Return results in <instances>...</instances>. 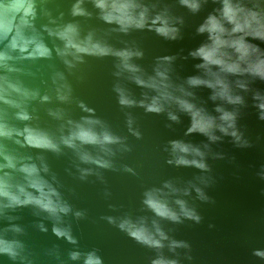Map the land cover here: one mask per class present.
Listing matches in <instances>:
<instances>
[{
    "label": "water",
    "instance_id": "95a60500",
    "mask_svg": "<svg viewBox=\"0 0 264 264\" xmlns=\"http://www.w3.org/2000/svg\"><path fill=\"white\" fill-rule=\"evenodd\" d=\"M78 2L84 15H73ZM138 2L148 9V24L143 29L129 28L122 32L120 25L101 18L94 0H34L35 14L25 34L36 36L49 55H31L32 46L25 52L10 50L7 46L14 32L0 42V51L12 57L7 64L13 69L0 68V76L38 93L35 99L22 102L28 120L18 118L21 109L0 103L9 127L20 132L32 128L58 140L61 125L63 134H68L69 120L74 123L97 120L99 124L90 126L97 134L107 131L120 141L105 146L111 149V155H106L99 145L77 141L81 152L110 162V167H102L83 163L75 150L63 145L59 152H53L29 146L24 135L0 139L6 154L15 157L16 169L22 164H35L40 169L39 175L70 208L67 214H60L59 222L34 205L4 209L0 234L5 239L19 241L23 248L15 260L0 254V264H85L89 254L99 258L101 264H153L157 259L174 260L176 264H264V256L257 255L264 253V118H261L264 110L259 107L264 103V81L248 75L220 73L232 94L242 98L243 102L235 105L212 100L213 89L207 86L190 87L186 83L189 77L208 78L203 69L196 67L202 61L189 53L208 43V34H198L197 28L209 14L219 15L221 0H201L197 12L181 5L180 0ZM241 2L248 8L258 5L264 9V0ZM159 14H166L172 26L179 30L176 39L158 35L154 27L150 29L148 25ZM67 24L77 27L80 39L91 34L94 42L113 52L142 53L133 56L130 63L140 69L137 75L145 80L155 75L158 65L167 67L169 81L192 93L182 98L217 122L220 116L217 107L235 112L240 141L219 130H214L218 137L215 141L199 131L190 132L193 116L174 103L165 105L164 112L147 111L139 102L149 104L156 92L130 79L132 74L121 71L117 67L120 59L112 54L81 53L79 60H73L71 55L61 57L57 50H63L64 42L54 33ZM225 27L231 26L225 24ZM247 40L264 50V41L251 37ZM65 59L73 67L65 64ZM212 71L220 70L213 66ZM238 82L246 87H239ZM61 85L70 90L67 101L57 98V88ZM117 87L137 103L122 106ZM43 96H48V100H42ZM9 98L22 100L16 93ZM57 111L62 113L61 119L50 115ZM169 111L178 119H169ZM173 141L198 149L203 156L192 152L174 154ZM177 155L188 161L203 162L206 167L176 164ZM3 163L0 159V164ZM43 167L48 171L44 172ZM4 172L13 176V182L21 180L22 174L14 169L5 168L0 175ZM28 191L37 195L34 189ZM148 192H154L158 201L178 219L160 216L147 206L144 201ZM178 200L199 219L184 216L176 203ZM124 220L134 224L143 222L161 246H151L130 236L119 227ZM54 227L66 230L67 235L58 236ZM157 227L164 238L157 233ZM14 228L21 231L15 232ZM73 254L76 259L72 258Z\"/></svg>",
    "mask_w": 264,
    "mask_h": 264
},
{
    "label": "clouds",
    "instance_id": "9594fccd",
    "mask_svg": "<svg viewBox=\"0 0 264 264\" xmlns=\"http://www.w3.org/2000/svg\"><path fill=\"white\" fill-rule=\"evenodd\" d=\"M94 3L101 11V18L108 23H117L120 25V31L122 32H127L129 28L143 29L148 24V9L140 4L138 0H94ZM180 3L192 12H197L201 7V0H180ZM221 4L219 15L209 14L205 22L197 28L198 34H208V43L202 44L189 53L193 58H199L202 61L196 67L203 69L205 76L208 78L189 77L186 83L190 87L204 85L213 89L212 100L220 99L228 104H241L243 102L242 98L232 94L229 84L220 73L248 75L264 81V50H261L257 45L249 43L247 40L248 37H251L255 40L264 41V9H259L258 5L253 8L245 7L241 0H221ZM137 10L139 11L137 12ZM34 14V0H0V42L8 38L10 32H14L7 46L10 50L25 52L29 46H32L31 55L44 57L49 55L48 49L38 41L36 36L25 34V29L31 28L30 18L34 17ZM84 14L79 2L74 5L73 15ZM18 16L19 20L17 21ZM225 24L231 27H225ZM148 26L150 29L154 27L158 35L167 39H176L178 36L179 30L172 26L166 14L156 15ZM51 34L53 33L50 32ZM54 34L64 42L63 50H57L61 57L71 55L73 60H79V54L81 53L112 54L118 57L120 64L117 67L121 71L131 73L130 79L137 85L153 89L156 92L149 104H145L144 101L139 102L140 106L145 107L147 111L164 112L166 110L165 105L174 103L181 110L187 111L193 116V125L189 129L190 132L199 131L207 135L210 140L215 141L218 137L214 135V130H219L225 135H231L236 141H240L241 137L237 133L235 125L236 113L217 107L216 111L220 113L219 122H217L216 118L203 114L202 109H196L193 104L182 98V96H191L192 93L187 92L183 86H174L169 81V69L167 67L158 65L154 70L155 75L149 76L145 80L141 75H137L140 69L130 63L133 56L139 57L142 53L127 50L113 52L99 42H94L91 34L84 39H80L78 29L73 24L65 25ZM10 59L12 57L7 52L0 51V68L12 71L13 69L9 68L7 64ZM165 60H170V58H165ZM64 63L69 67H73L72 62L67 59L64 60ZM213 66L220 71L213 72ZM117 75H120V72H117ZM60 78L63 79V77ZM238 86L241 88L246 87L245 84L239 82ZM115 90L119 94V103L122 106H132L137 103L129 98L124 89L117 87ZM69 92L70 90L67 89L66 85H61L57 88V98L61 101H67ZM175 92H179L182 95H174ZM12 93H16L22 100L10 99L9 97ZM37 95L38 93L35 91L30 92L22 89L18 84L10 82L6 76H0V103L21 109L17 113L19 119H29L27 113L23 111L22 102L28 99H35ZM256 98L261 99L259 96ZM41 99L47 101L48 96H43ZM259 107L264 110V103H261ZM50 115L55 116L57 119L62 118L60 111L50 112ZM168 117L173 121L178 119L170 111L168 112ZM261 118H264V115ZM99 123L97 120L89 119H83L82 123H74L69 120L68 134H63V125H61V135L58 140H55L47 133L32 128L26 127L23 132H20L9 127L3 119V111L0 110V139L11 138L14 134L17 136L24 135L25 142L29 146L59 152L60 146L63 145L75 150L83 163H94L102 167H110L109 161L93 158L87 152H81L77 144L78 141L80 144L99 145L106 155H111V149L105 146L119 143V138L107 131L97 134L90 126ZM128 123L131 131V119H129ZM133 134L139 135L135 132ZM16 143H19V141L17 140ZM172 151L174 154L192 152L195 156H203V153L198 149H190L189 146L176 141L172 142ZM0 159L5 161V163L0 164V171L9 168L22 174L19 182H13L14 178L8 172L0 175V216H3L6 208L34 205L49 213L52 218L59 222L60 214H67L70 211L69 206L60 200L56 189L39 175L40 169L35 164H22L21 167L16 169L15 157L6 154L2 144H0ZM169 163H172V161H169ZM175 163L183 165L191 163L201 169L206 167L203 162L188 161L182 155L176 156ZM43 171L47 172V167H43ZM81 171L83 173L87 170ZM168 186L166 185V187ZM28 189H34L37 195H33ZM196 190L200 192V189ZM145 196L144 203L158 215L166 216L172 220L178 219L175 213L168 211L158 201L154 192L145 193ZM3 201H7V203ZM176 203L180 205L184 216L195 220L199 219L194 212L185 208L183 201L178 200ZM76 215L79 216L80 213L77 212ZM119 227L128 231L130 236L143 243L155 247L161 246L158 240L152 238L151 233L144 227L143 222L134 224L129 220H124L119 224ZM13 231L20 232L21 230L14 228ZM53 231L58 236L67 235V231L60 228L54 227ZM156 231L161 238H164V234L160 232L158 227ZM22 248L23 245L19 241L5 239L0 234V254H7L11 259L15 260ZM257 255L264 256V253H257ZM72 258L76 259V254H73ZM85 264H101V261L94 254H89ZM153 264H176V261L157 259L153 261Z\"/></svg>",
    "mask_w": 264,
    "mask_h": 264
}]
</instances>
